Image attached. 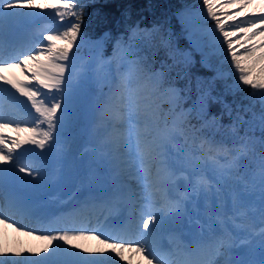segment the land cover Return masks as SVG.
Masks as SVG:
<instances>
[{
    "label": "snow or ice",
    "instance_id": "obj_1",
    "mask_svg": "<svg viewBox=\"0 0 264 264\" xmlns=\"http://www.w3.org/2000/svg\"><path fill=\"white\" fill-rule=\"evenodd\" d=\"M202 5L205 16L201 17L198 12L191 15L200 17L203 23L195 27L189 25L190 36L201 32L208 37L207 41L196 39L191 44V48L202 55L201 65L213 70L204 51L211 47L236 73L231 87L239 91L247 86L253 90L251 95L264 103V0H202ZM225 7L232 10L223 11ZM249 8L251 14L247 11ZM17 9L50 10L64 27L60 30L44 28L42 39L16 50L17 45L5 39L4 26L13 18H26ZM241 12L244 17L240 16ZM83 17L81 0H0V194L15 175L17 166L20 173L30 177L40 175L34 164L20 163L19 150L25 145L34 146L53 158L65 155L61 136L63 129L77 117L79 80L85 71L84 63L77 64L78 53L86 43ZM258 37L261 39L257 40ZM221 45L224 46L222 51L218 47ZM96 48L94 71L102 73L100 78L107 90H101L92 106L96 128L102 129L92 152L113 175H127L136 181L139 190L129 194L139 217L135 232L124 226L115 239L111 236L101 239L102 233L97 234L95 229L40 235L38 238L47 241V246L39 252L25 248L23 252L8 253L0 246V264H64L57 259L60 252L84 260L85 264H103L104 254H114L118 258L116 264H120L125 258L117 249L125 248L139 253L147 264H257L234 259L231 254L237 241L248 244L253 236L259 237L261 248L262 259L258 264H264V155L259 170L261 198L258 208H251V212L258 215L250 216L245 210V190L237 191L229 183L240 167L241 158L247 154L245 138L237 137L229 147L223 138L217 140L214 135H203L202 129L210 124L219 126V118L205 119L201 128L190 124L188 112L176 110L172 98L178 100L179 96L167 80V71L154 69L147 58L136 56L131 43L125 47L117 41L113 56L107 60L98 43ZM6 49L14 51L10 59L3 58ZM169 55L173 57V65L162 64V69L171 70L177 64L186 69L194 60L190 50L170 51ZM177 55L182 59L177 60ZM113 62L114 71L111 70ZM11 69H18L23 79L5 75ZM223 76V70H215L216 78ZM207 97L210 91H202L199 99L203 102ZM165 100L170 105L167 109L162 106ZM3 104H9L17 112H27L31 126L25 123L22 127L20 120L5 119ZM224 107L231 114V108L226 104ZM261 127L264 128V117ZM12 132L17 136L8 134ZM20 133L27 135L21 137ZM8 199L15 203L14 198ZM111 199L117 203L123 201L124 189L116 188ZM198 200L205 203L204 222H196L198 230L173 235L171 249L161 246L163 226L180 224L187 214L186 204ZM210 200L215 202V210ZM229 201L231 215L225 210ZM8 220L0 210V223ZM12 224L15 226V221ZM229 226L240 231L233 235ZM16 230L24 231V228L16 226ZM88 235L108 245L96 250L101 257L86 258L80 252L63 247L70 245L71 249H79L72 240ZM181 236H186L187 242ZM56 241L63 244L53 246ZM81 251L88 253L89 249Z\"/></svg>",
    "mask_w": 264,
    "mask_h": 264
},
{
    "label": "rangeland",
    "instance_id": "obj_2",
    "mask_svg": "<svg viewBox=\"0 0 264 264\" xmlns=\"http://www.w3.org/2000/svg\"><path fill=\"white\" fill-rule=\"evenodd\" d=\"M193 6L194 7L197 6V7L193 9L192 8ZM222 10L227 11V8H224ZM4 11L7 12L9 10L5 9ZM38 11L39 13L35 17L36 19L41 18L44 15V13H49L53 16V21L50 23H42L41 27L36 29L33 34L30 33L27 35V38L25 42L23 43V45L20 47L18 46L16 50H22L23 48L37 41L38 39H42L41 30L44 28L50 27L52 30H60L64 27V24L58 21V18L55 16L54 12L50 10H46V9L38 10ZM192 12L200 13L201 17L206 15L203 9L202 0H194L190 4V6H188L177 17L181 26L188 32L187 39H188V43L190 47H191L193 40H196V39H204L206 41L208 40V37L203 36L201 32H193L191 36L189 35L191 31V28L189 27V25H192V27H195L197 24L203 23V20L200 17L192 16L191 15ZM22 23H23V20L21 18H13L12 20L6 22L4 26V33L10 34L12 31L14 32L16 31V33H18V30L16 28L20 27ZM208 26L211 27V22H209ZM9 31L10 33H8ZM161 39H163L168 44L169 37L167 35H165ZM257 39H259V37ZM85 40H86V43L80 49L78 53L79 59L77 61L78 66L81 63H84L85 65V71L81 74V78L79 80L78 94L76 98L77 117L74 121L70 122L63 129L62 136H61V140L65 147V155L62 158L53 160L49 158L50 155L45 152V154L48 156H45V158L44 157L40 158L41 162L39 161L38 162L40 165L43 166V169L47 170V172L49 173V177L42 176V172L40 171L41 170L40 165L39 167H37L38 169H40L39 170L40 175L35 178L28 176L26 173H20L18 170L15 173V175L17 174L19 175L18 176L19 181L22 184L29 187V190L32 191L34 194H45L46 193V194H49L50 196L51 191L52 190L54 191V192L52 191V194L54 193V195L52 196L54 198V203L48 206L46 208L47 210H50L51 208H52L51 210H53V208H59L63 201L64 202L68 201L66 200V198L72 192V190H74V187L77 185L78 177H79V169L82 168L83 166H87V164H85L83 159L78 158V157L81 155L80 153H83L85 151L92 152V149L96 146V143H97L95 139L94 131H93L94 123L92 124V126H88L89 127V130H88L86 125L81 119V113H82L81 104L88 94L93 93L96 98L100 95L101 90H104V91L107 90L106 85L103 84L100 78L102 76V73H97L94 71V69L96 68V63L93 58L96 56V52H97L96 44L98 43L101 46L102 55L105 60L110 59L113 55L109 57L107 56L108 55L107 50H110V47L106 49V46H105L106 44L102 37L101 38H87L85 36ZM218 47L222 51L224 46L221 45ZM10 51H13V50L7 49V52H10ZM172 51L180 53V52L189 51V50L182 51L180 49H177L176 47H173ZM204 51L207 54V63L211 64V61L216 57H217V61L220 63V65L218 63H216V65L213 64L214 66L213 70H209L207 68L210 72L214 74L213 77L216 78L215 70H223L224 76L218 79H221L223 81L229 80L231 84H229L228 88L233 89L231 86L233 85V82L236 80V73L234 72L233 69H231L229 62L225 60L219 52H214L211 47H206ZM195 53L198 54V56L201 58L200 59L201 61L202 60L201 53L196 52V51ZM177 57H180V56L177 55L175 58L177 59ZM170 58L173 59L172 56H170ZM15 70L16 71H15L14 77L23 79V76L21 75L20 71L18 69H15ZM111 70L112 71L115 70V62H113ZM5 75H7V73H5ZM195 84H196V90L198 93L196 95L198 97V102L200 103V105L198 104L199 107L198 106L192 107V106H189V104L186 105V103H184L185 102L184 99H181V93L179 92V89L175 87L174 88L176 89L178 93L179 99L175 100L174 97L172 99L175 101L177 105L176 110L179 112L181 109H183L184 111L188 112L187 119H191L190 120L191 124L195 126L197 125L196 126L197 128H201V126L204 123V120L205 119L208 120V118H206L207 116L204 113V111L201 112V108L203 105L202 103L204 102V101L201 102L199 99L200 94L203 91L202 90L200 92L201 88H203L202 82L198 79ZM19 99H24V98L20 97ZM224 103L225 102H222L220 106H222ZM225 104L228 105L227 103ZM162 105L165 106L164 107L165 109L170 107L167 100L163 101ZM29 111L31 110L29 109ZM3 112L5 115V119L20 120L22 121V124H21L22 127L25 126V123L27 124V126H31V118L28 116L27 112H24L23 110L21 112H17L9 104H3ZM226 112H228V110H226ZM34 115L35 113L32 112V116ZM233 115L229 114L228 112V117L225 116V118H227V126L229 127L228 129L230 130V132L227 135L221 132L211 133L209 131L210 125L208 127L203 128L202 133L205 136L214 135L215 139L217 140H220L223 138L229 147H231L232 141L236 139L237 137H243L247 141V144H248L247 154L241 158L240 167L237 170L235 177L232 180H230L229 183L233 185V187L237 191L245 190L244 191V195L246 198L245 200L246 208L245 209L250 211L251 207L258 208L259 201L261 198V190L259 186V170H260L261 156L264 155V131L262 130L261 133L257 132V129L256 130L251 129L247 131L245 126L241 127L239 121ZM238 124L241 128V131L237 129L238 131L236 132V130L234 131V129L239 128ZM232 132H236V133L232 134ZM246 133L248 135H245ZM8 134H10L13 137L17 136L15 132L8 133ZM256 140H258V142ZM237 142L239 143L240 141H237ZM28 148H29V145H26L24 146V148L19 150L21 153L20 154L21 164H22L21 159L26 157V156L22 157L23 156L22 152L28 150ZM29 158H31L32 161L37 159V157H34L32 155H30ZM115 177H116V181H121L120 176H115ZM66 178H69V179H66ZM130 182L131 184H128L127 188H129V190L132 191V187H134L135 184L132 181ZM250 184L257 185V187L250 186ZM249 189H252V191H254L252 196L247 195ZM199 201H200L199 204H197V202L191 203L195 210L201 207L202 205L201 202L203 203L202 200H199ZM213 203L214 201H211V200L209 201V204L213 205ZM230 207H231V204L229 201L226 204L225 208L228 210ZM229 213L232 214L230 211ZM255 215H258V213H255ZM23 226H24V222L22 224V227ZM168 226H171V225L170 224L166 225V228ZM27 227L28 226L26 225V228H24V231H20L19 233L13 236L12 235H9V236L0 235V246H2L5 249V251H7L8 253H13L17 250L23 252L25 248L31 249L33 252H39L41 248L47 246V241L39 239L38 237L40 235H47V233L50 234L52 233V231L44 232L43 229L40 230L38 228L37 229L38 231L36 232L37 239L35 241H32V240H29L26 235L28 231ZM93 242H89L90 245L86 243L84 246H80L79 249H75L76 252H80L81 256L86 257L85 253H83L81 250L84 248H87L89 249V252L87 253L88 257L86 258L93 257L95 248L98 245L96 244L97 242L94 244H91ZM55 245L56 243L53 242V246ZM49 251L51 252V248L49 249ZM62 254L64 255L62 262L66 260H72V261H78L77 264L85 263L84 260H77L76 257L66 255L64 252ZM12 258L17 259L15 257H12ZM57 259L60 260L59 258Z\"/></svg>",
    "mask_w": 264,
    "mask_h": 264
},
{
    "label": "bare ground",
    "instance_id": "obj_3",
    "mask_svg": "<svg viewBox=\"0 0 264 264\" xmlns=\"http://www.w3.org/2000/svg\"><path fill=\"white\" fill-rule=\"evenodd\" d=\"M227 8V11H231V8ZM17 11L23 12L25 14L26 18H21L25 22H30L31 20L35 19L37 14L39 13L38 10H27V9H17ZM248 13H252V9L249 8ZM244 13L241 12L240 16L244 17ZM259 39H261L259 37ZM257 39V40H259ZM13 40V39H12ZM13 43V42H11ZM3 58L7 59L8 56L4 55ZM15 69L9 70L7 75L9 78H13L15 74ZM94 135L97 142V137L102 132V129L96 128V117L94 122ZM27 133H21L20 136L24 137ZM26 146V145H25ZM23 156H26L25 158L21 159V162H29L32 159L29 158L30 155L37 157L36 160H34V164L39 167V162H41L40 158H45L46 154L41 153L39 149H36L34 146L29 145L28 150L23 151ZM81 155L78 158L83 159L85 164L87 166H83L79 169V177L77 185L74 187V190L70 193V195L66 198L65 202H62L60 207L62 211L60 226L54 229L56 232L59 231H90V230H97L103 227L104 220L101 222L102 216L104 214L110 215L114 212L116 208V204L119 206L118 209H123L120 207H124V205L127 207L126 209L129 210L131 207L132 211H135L136 209L133 207L131 203V199L129 198L127 190L125 191V199L119 203H115L111 199V194L115 191L116 188H123L121 187V184L115 181V175H113L104 165L100 164L98 160L94 157L93 152L85 151L83 153H80ZM89 156V157H87ZM39 161V162H38ZM42 176L49 177V173L46 169H43V166L40 165ZM125 181H132L135 183L134 191H138V185L135 180L131 179L130 176L124 175ZM12 179L13 176L8 181V184L6 186L12 185ZM250 186H256L250 184ZM254 191L252 189H249L247 195L252 196ZM52 196V195H51ZM49 196L46 199L45 204L42 206L36 207L35 204L28 199H25L23 197H20L14 193V191H7L4 194H1V200L3 201L0 203V210H3V213L5 216L9 217V220L7 223H0V235H15L19 233L20 231L16 230V226H20L23 224L24 221H27L26 223H29V232H33V235H27L29 240L35 241L37 239L36 229L38 227L44 228L45 225L42 223L45 221V214L44 210L52 205L54 203V198ZM9 197L14 198L15 203L10 202L8 199ZM129 202L132 206H127L125 202ZM214 205V209L215 210ZM67 210V211H66ZM186 215L183 218L185 222H188L189 225L186 226L185 230L186 232L195 230L198 227L197 219L198 220H204L203 212L205 210V205L200 207L198 212H195V210L191 207V203L186 204L185 206ZM226 210V208H225ZM227 211V210H226ZM44 214V216H43ZM248 214L255 215V213L248 212ZM58 215H61L60 211ZM202 216V217H201ZM54 221L55 219L52 218ZM138 217H135L132 220V224L135 222L137 224ZM60 220V219H59ZM15 221V226H13L12 222ZM100 222V225H99ZM46 224V223H45ZM167 224V223H166ZM186 224V223H184ZM128 226V225H124ZM129 227V226H128ZM230 230L233 231V235H236L240 230L239 229H233L231 226ZM131 230V228H130ZM131 232H133L131 230ZM134 233V232H133ZM121 235L120 232L110 231L102 233L101 239H103L105 236H111L114 239L119 237ZM94 241V242H93ZM89 242H93L91 244H98L95 248L94 256L95 257H101V254L98 253L97 249H102L105 247H108V245L102 244L100 239H96L94 235H88L84 238L80 239H74L72 240V244H78L79 246H84L86 243L88 245ZM56 244H63V242L56 241ZM64 248H67L69 251L76 252L75 249H71L70 245H63ZM69 247V248H68ZM258 247H260L259 239H257V236H253L251 239V242L248 244H235V246L232 248L233 256L237 257V259L247 260L249 261H255L260 258H262L261 252L258 251ZM118 251H122L124 255V261L120 262V264H147L146 260L142 259V256L139 253H136L135 251H129L127 248L125 249H117ZM238 252H241L240 255H237ZM63 252H60L57 256V258L60 259V261L63 260L64 255ZM86 257H88V254L85 253ZM103 264H116V261L118 260L117 257L108 256L107 254H104L103 257ZM78 261H72V260H66L64 261V264H77ZM85 264V263H83Z\"/></svg>",
    "mask_w": 264,
    "mask_h": 264
},
{
    "label": "trees",
    "instance_id": "obj_4",
    "mask_svg": "<svg viewBox=\"0 0 264 264\" xmlns=\"http://www.w3.org/2000/svg\"><path fill=\"white\" fill-rule=\"evenodd\" d=\"M192 1L81 0L84 4L82 32L89 37H98L107 33L109 35L108 40L112 41L127 32L135 23H139L142 36L133 45L136 49L135 54L138 57L147 58L153 68L161 67L162 64L165 66L173 65V60L168 57L170 48L160 43L159 37L167 33L173 38L170 47L171 45H179L182 48L188 47L184 43L185 32L176 21L175 15ZM216 60L213 61L216 62ZM212 63L214 64V62ZM163 70L167 71V80L181 89L188 90L187 94L189 93L190 97L193 95L192 87L195 79L201 78L204 83L203 89L210 91L205 109L211 113L209 115L218 117L219 123L224 116V112L220 109L219 100L226 99L231 104L232 115L234 114L239 122L249 125L256 124V128L259 126L261 130L264 129L261 127V123L259 124L261 118L264 117V107L251 93L249 94L248 88L242 86L239 91H229L226 82L214 78L212 73L200 65L199 57L196 54H194V62L186 69L183 68V65L177 64L171 70H167V67ZM243 104L249 105L247 112H242L241 108H236L237 105ZM219 126L213 124L212 129L216 131Z\"/></svg>",
    "mask_w": 264,
    "mask_h": 264
},
{
    "label": "water",
    "instance_id": "obj_5",
    "mask_svg": "<svg viewBox=\"0 0 264 264\" xmlns=\"http://www.w3.org/2000/svg\"><path fill=\"white\" fill-rule=\"evenodd\" d=\"M82 106H83V109L85 110L84 119L87 122H91L94 117V112L92 108L93 102H92L91 96H89L87 100H85Z\"/></svg>",
    "mask_w": 264,
    "mask_h": 264
}]
</instances>
